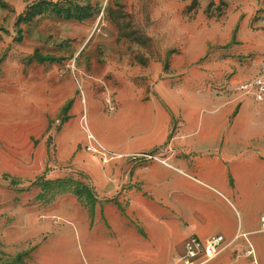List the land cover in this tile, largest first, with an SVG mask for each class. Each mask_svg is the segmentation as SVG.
I'll use <instances>...</instances> for the list:
<instances>
[{
  "label": "rangeland",
  "instance_id": "374dc122",
  "mask_svg": "<svg viewBox=\"0 0 264 264\" xmlns=\"http://www.w3.org/2000/svg\"><path fill=\"white\" fill-rule=\"evenodd\" d=\"M262 71L264 0H0V264H82V249L95 264H171L185 237L170 213L143 218L146 195L119 169L117 186L98 178L117 157L94 136L105 160L88 152L87 135L122 151L142 137L129 117L158 114L135 100L201 114L211 95L230 127L244 106L250 128L264 101L239 86Z\"/></svg>",
  "mask_w": 264,
  "mask_h": 264
},
{
  "label": "crops",
  "instance_id": "0c3cea01",
  "mask_svg": "<svg viewBox=\"0 0 264 264\" xmlns=\"http://www.w3.org/2000/svg\"><path fill=\"white\" fill-rule=\"evenodd\" d=\"M209 98L215 106L201 114H184L175 107L170 112L156 101L133 99L138 106L155 105L158 114L129 117L132 133L141 132L142 137L122 151L92 132L117 157L106 167L102 165L105 170L98 168V178L109 175L117 186L118 176L110 175L119 169L117 174H124V183L139 187L146 195L139 208L143 218L160 217V209L170 213L172 222L165 224L169 235L201 240L221 235L225 248L205 264H264V232L260 230L264 217V122L245 127L247 112L241 106L230 127L228 103L217 96ZM176 114L182 120L171 135L170 121ZM255 114H262L261 110ZM156 149L161 153L154 161L123 160ZM126 171L132 174L126 175ZM128 208L136 207L131 202ZM153 210L156 213L145 212ZM146 223L147 230L160 232L159 220ZM81 253L82 264H89L83 249Z\"/></svg>",
  "mask_w": 264,
  "mask_h": 264
},
{
  "label": "built area",
  "instance_id": "2783aa9c",
  "mask_svg": "<svg viewBox=\"0 0 264 264\" xmlns=\"http://www.w3.org/2000/svg\"><path fill=\"white\" fill-rule=\"evenodd\" d=\"M239 89L244 95L250 96L254 102H263L264 71L258 74L253 80L241 84ZM106 104L109 112L115 110V106L110 100H107ZM99 146L93 135L88 134L87 145L85 146L86 150L101 155L103 160H105V153L103 150H98ZM152 158L156 159L155 157ZM260 230L264 232V217H262L260 222ZM225 246L224 239L221 235H214L206 240H201L197 236H189L182 241L180 250L173 254L171 264H205L216 258Z\"/></svg>",
  "mask_w": 264,
  "mask_h": 264
}]
</instances>
